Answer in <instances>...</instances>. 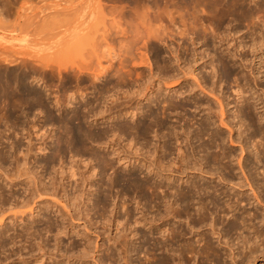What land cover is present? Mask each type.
<instances>
[{
    "label": "rangeland",
    "instance_id": "rangeland-1",
    "mask_svg": "<svg viewBox=\"0 0 264 264\" xmlns=\"http://www.w3.org/2000/svg\"><path fill=\"white\" fill-rule=\"evenodd\" d=\"M10 1H12V3H10ZM20 1L21 0H14V2L13 0H0V7H2L1 5L6 4L3 7L12 6L16 8V6L19 7V4H21ZM22 1L23 3L21 4V7H25L24 9H26V11H23L24 13H27V15L28 13L30 15H33L35 12L39 13V11L41 10L39 7H79L81 3L83 4V6L81 4L80 7H99L96 0V2L94 0ZM99 2V4H101L100 7L124 8V11L127 14L126 16H124L126 18L125 21L128 20L127 24L125 23V29L133 30L138 26L140 27L139 29L144 32L147 27H157L155 33L161 36V40L159 38L156 39L151 36L152 38H146L147 42L145 46L143 45L144 40L138 41L137 45L139 47L137 45V48L134 46L135 50L133 52V56L136 57L134 58L135 62L139 61L140 58L138 56H140L142 52L143 55H141L144 59H147L148 63L146 61L145 63L139 65V63L136 64L134 62L136 64L135 66H132L128 61L124 63L126 65V70L131 65L132 67H135L134 70H138L137 72H139L144 77L142 85L140 83L139 88L138 85L130 86L128 84H125L124 82H118V85V83L116 84L115 81L116 76L114 77L112 76L113 74H111L113 72L116 73V71L114 70L117 68V66L118 68H120L119 59L127 56L123 52V47L129 40V35L132 36L133 34H126L128 38L125 35L120 34V37L118 36L119 38H121L122 36L126 38V40L122 38L124 40L123 43V40H120V42L116 35L114 41H111L113 44L111 42H109L108 44V40H103L102 37H100V32H102L103 28L105 27L103 26L102 28V24L98 25L99 35L97 34V32L96 34L91 33L93 35V38L88 37V39H83V41L87 40L86 43L88 42L89 44L87 43L86 45L85 42L84 44H81L83 42L80 39H71V42H66L68 47H70L69 49H67L69 52H66L65 50L64 52H66L67 54L63 56V54L61 55L63 51L60 53V49L57 53H59L58 55H60V57L62 56L61 61L63 62L64 59V62L66 63L65 65H68L69 63V65L67 66L68 68L71 67L70 64L73 62H76L77 65H79L78 63H80L81 61L83 62V59L90 60L91 58L94 62L97 56H100L102 58H100L101 63L103 64V66H106L108 61H105L107 60L106 57H102V54L105 52L101 54L100 52L101 50L105 51V43H107L105 44L107 47H109V45L110 47L112 46L114 54H117L116 56L119 55L120 57L119 58L115 56V59L113 60L114 66L110 67V69L108 68V72H110L109 74H111L109 75V78L112 79V83L114 84L112 90L110 89L104 96H99V93L96 94L97 90H95V93H91L92 91L94 92V90L92 89L93 87H90L91 84L89 83V81H85L84 84H80L79 87L77 86V88L76 85H74L75 81H72L74 80V77H72L73 74L70 76V79H72L69 84L70 87L68 85L66 86L68 87V90H64L60 80L55 79L58 78V76L54 78L55 81H53V87L49 85L50 81L46 80V78H43L41 73V75L38 73L39 71L36 73L37 78L32 82L29 81V85H38V87L40 86L44 90H47V92L46 90L45 92L48 101L52 103H50V107L54 115H56L55 117H57L60 112L65 110L67 111L68 115H70L71 109L73 107L78 105L82 106L87 99H92L90 98V96L93 97V95L99 97V99L94 103L96 110L106 109V107L109 105L113 106L112 103L115 102L116 104H119L118 110H114L113 113L109 115H89L84 119L76 120V118H73L71 121L72 126L75 125L73 126L74 129H77V127L79 126L82 128L80 136L88 145L95 148V150L98 151L100 155L107 153L105 155L109 160V164L108 166L104 164L106 167L103 166V163L96 156H94L93 154L91 156V154L83 148L82 150L73 148L70 150V152L67 150L65 145H62L63 148H61L63 149V152L57 153L58 151L56 150V152L55 149H57L56 147L58 145V138L62 135L66 136V133L63 132L64 130L61 124L53 122L56 123L53 125L51 121L49 122L46 114L42 113V109L38 108V110L40 109V113L37 109H34L32 111V113L34 112V114L27 113V116L23 113L21 114V116H24L21 117L19 115V120L23 118L26 119L16 122L14 118L6 117L5 108L3 106V108L0 106V150L5 153H7L8 150L10 153H7L9 156H7L8 159L7 157L5 158V161L2 158V160L0 159V169L3 171L2 172L0 170V196L2 197V199L0 197V200L2 201L3 197L7 196L6 202L2 201L3 204H1L0 201V210L2 209L0 211V264H96L97 261L100 262L99 264H125L123 259V246L121 247V244L118 242L119 239L123 237V234L127 235L124 236V238L129 242V247L134 245L137 248V251L134 250L131 252L132 259L130 258L128 263L147 264L150 255L146 254V250L148 249V246L151 245L150 243L153 242L152 240L159 237V234L158 232H156L155 228L151 229L149 228V225L143 224V221L140 220V214L145 213L147 218H157L156 216H158L159 213L162 212L163 208L161 207L163 206H159L158 209H155L156 206L154 207L152 205L154 204V202L152 201V196H150L147 189L144 188L142 189V192H139L140 190L138 188L134 189L133 185H131L132 183L129 181V178H135L136 180H138V182L140 181L139 183H143L145 181L146 174L152 177V181H160L161 183H164L166 181H173L174 184H178L180 187H187L189 186L191 180H196L200 183H205L208 185H217V187H222L224 188V190H226V192L230 193L237 189V191L239 192V197L242 196L240 198H244V201L239 204V209L238 207L236 208V210L238 209L237 211L235 210L232 212H228L229 214L227 213V215L225 214L226 212H221V214L216 215L215 228L211 227L214 222L213 215L208 217L209 219L206 224L203 223L195 227L194 229H190L188 227V224L191 223V221L188 220L189 218L185 217V215H181L182 217L180 218H174L173 221L176 220L175 225L181 224L182 227L186 228L187 234L185 235V237L187 236V238H191L194 240L198 237V234L205 233L204 235H206L210 239L212 245L219 250L220 254H222L221 262H225H223L222 264H264V250H261L262 247L258 250L256 249L251 255L247 251L246 259H241V257L238 256L235 257L236 255L233 257L231 253L229 245H231L232 242L235 243L237 241L236 237L241 236L242 234L243 236L246 235L248 237L250 234V229L241 227V229L238 231L232 230L227 235V237L222 235L223 230H221L222 233L219 230L222 229L221 227L226 229L228 224L232 222L231 213L236 212V215H246L247 211L253 212L254 210L257 213V220L255 219L254 222L258 224L257 226L264 229V196L261 197V193L257 191L260 197L259 199L263 203H261L259 199L255 200V198L253 197V191L250 189V187L247 186V182L244 179L248 170H250L252 177H254V169H256L259 181H262L261 174L259 173H261V169H264V146L259 144L260 142H264V120L259 119L260 114L264 112V62L259 63L258 59V55L262 54V57L264 56V1L139 0L138 2L134 0H99ZM259 3L263 4L260 5V7H255ZM28 7H30L31 9ZM213 7H217L216 9L218 11L213 9ZM155 12H159V14L161 13L160 15L162 16L160 17V19L159 17L155 18ZM1 15L0 23L3 22V24L7 25L12 23L14 25L17 24V21L15 20L16 17H14L15 13L13 16L4 13H2ZM128 16H130L129 19ZM113 17L116 16H106V18L109 20L106 21V27L108 26L109 28V22L110 20L112 21ZM146 17L148 20L146 19ZM4 18H7V20L5 21ZM141 18L143 19V21L145 19L146 20L143 22L141 21ZM28 19H26L27 23ZM29 20H31V18ZM19 21L22 22L23 18H21ZM125 21L123 19L121 22V24H123L122 28L124 26L123 22ZM142 22L144 25L142 24ZM148 23L150 26L148 25ZM133 26L135 28H133ZM142 27L146 28L143 29ZM24 29L22 28L17 30L18 32H23ZM59 29L60 28H57V30ZM111 29V32L115 30L112 27ZM57 30L55 28L54 30H51V32L56 33ZM47 31L43 29L35 31L31 27V29H27V32L30 33V35L25 31L21 34H18L17 31L15 34H12L7 29L0 30V34L3 35V39L0 41V46L3 47L0 48H5L3 50L0 49V52L8 55V57L9 55L13 56L14 53L17 57H19L21 56L20 52H23L24 49L30 50H26L28 52H32V54L30 53V55H33L35 53L37 56V53L38 55L39 53H41V57L50 50V53L53 54L52 48L50 47V45L52 46L53 44L50 43H53V41L57 42V39L58 41H60L62 38H64V40H67V37L64 36L61 38H56L54 35L55 38L51 36L53 39L52 40L51 38H49L51 33L50 35H48V32L50 30L48 32ZM35 32L39 33H36V35H38L39 37L32 36L35 35ZM163 37H165V39ZM116 38L118 42L115 40ZM162 40H165V42H163ZM63 41H60L61 43L58 42L57 46H54L58 47L61 44L64 45L65 41ZM94 42L96 44H94ZM100 42L102 43V46L100 45ZM119 42L120 44L122 43L121 46L118 45ZM9 44L15 47L8 48L10 46ZM4 45H7L8 47H5ZM152 46H156V48L159 50L160 58H158V60H155L154 58ZM37 47L40 50H38ZM170 48L174 50L172 51ZM186 48H189V50H191L187 51ZM193 48H196V54L192 56L191 54ZM54 50H56V48H54ZM116 50H119V52ZM57 53L55 51L56 57H59L57 56ZM94 53L98 55H93ZM211 54L214 55V58L220 55L223 58L225 64L217 62V65L213 70H211L208 58L209 56H211ZM46 56L47 55H45L44 58H46ZM184 59L186 61H189L191 59V61H189V63L187 64L185 63L186 61L184 62ZM7 61V59L5 61V59L0 57V73H5L6 71L8 72L9 69L15 67L14 65H17L20 60H17L16 62L13 61L14 64L10 61H8L9 63H7ZM166 61L169 62L170 65V69L167 68L168 70L163 67ZM74 63L72 66H74ZM227 63L228 66L231 65L232 70L234 69L233 73H227L225 71L228 67L226 65ZM182 69H185L186 71L189 70V72L191 71V69H193L192 73L195 75L196 79L193 78V75L191 73H187L186 75H184ZM121 71L124 72V68H121ZM202 74L205 75V82L204 79H202ZM102 77L103 78L100 77L98 80H95L96 85L99 87L101 86V83L103 84V82H106L105 76ZM158 77H161L160 79L163 80L168 79L167 83L168 81L169 83L170 81L172 83L173 79L176 81H181L179 85L175 86V89L182 86V90L186 89L184 94H190L193 97L202 99L204 101L203 104L199 105V107H196L191 103L188 104L189 102L187 103L186 101V107L184 111L178 110L180 112L177 117L173 115L169 116L168 113L161 115V113L159 112V119L161 120L163 118L164 126L166 127L162 128L161 130L158 127L154 126L152 130H150V132H147L145 134V138H143V140L140 139L142 138V136H137L134 133L135 130L133 129H130L131 131L128 129V132L126 131L124 133V131H121L118 128L119 124L133 125L134 123H136V121L138 122L139 118L149 122L147 117H143L145 115L143 114V110L145 111V109H147L144 105L149 104L154 108L156 107L153 101L150 103V101L146 98L141 99L139 101L138 107H140L139 109H142V111L139 114H136V111L134 110L135 108H125L128 105L126 103L127 98L124 97L126 96V92L129 90L132 91L135 89H142L143 85H146L151 81L148 86L150 91L153 90L154 92L156 89L157 92L167 94L168 90L165 89L164 84L161 83V80H159ZM184 78H186V80H183ZM253 78L255 80H253ZM58 84L61 86H59ZM71 84H73L74 87ZM87 84L90 86L88 87ZM150 86H152V89ZM237 87H239L242 91L241 94L244 95V100L243 97L240 99L238 98L236 92ZM61 89L65 92H61ZM57 90H59L60 92H58ZM188 90L191 91L189 92ZM150 91H148L150 96L147 93L146 97L148 96L154 98L155 92L152 95ZM75 92L76 94H74ZM170 92H172V90H170L169 93ZM61 93L62 95H66L67 93L70 94L61 97ZM70 95H73L72 99ZM75 95L76 99L74 98ZM133 95L134 96L131 100V103L132 107H135L138 102V94L135 95L134 93ZM215 96L217 97V99ZM87 97H89L90 99ZM58 98L60 99V105L58 103H56L57 105L53 103L56 102ZM63 99L65 102H63ZM69 100H71L72 103L68 107V103L70 104ZM124 102L126 105L124 104ZM246 106L249 107L248 110ZM1 108L3 110H1ZM119 108H121V110H119ZM220 109H222L223 113L220 112ZM240 109L241 111H239ZM237 111H239L238 115L236 113ZM3 113L5 114V116L3 115ZM141 114L143 116H141ZM182 114L183 116H181ZM181 117H188V120L187 118L183 119ZM91 118L93 120H90ZM203 118H207L209 124L208 126H206V133L203 134V138L198 139V137H195V132L198 128L200 120ZM254 129L256 131L255 137ZM160 131L171 133V142L169 145V150L167 151L164 150V137L161 136ZM86 132L93 133V137L96 136L95 138H98H94L95 141L94 139H88L86 136ZM102 133L104 134L102 135ZM209 134L211 135V137H208ZM99 136L102 139L99 138ZM201 142H207L208 144L212 143L211 146L209 144L210 147L207 149L208 153H206L207 151H200L202 148L199 147V143ZM254 142L259 146L257 145L255 147L253 145ZM11 145L15 148H13ZM258 147L260 148L258 149ZM253 148H257L260 154L255 155L254 151H252L254 150ZM14 150L15 152H17L15 153ZM224 151L226 152V154ZM25 152H27L28 154ZM220 152L223 153L221 154V156H224L225 154V159L221 158V160L212 161V154L218 153L220 156ZM205 154H208V157L206 156V161L209 163L204 162L205 159L202 158V156ZM123 157H129L130 159L129 161H127V159L125 160L123 159ZM180 157L186 158L182 160V158ZM143 158L147 159V162L144 161ZM24 160L25 162H23ZM149 160L155 165L153 166V168L149 166ZM3 161L5 163H2ZM17 161L18 164L20 163L19 165L16 164ZM156 164H160L161 166L158 165L157 167ZM150 168L153 170H150ZM156 169H158V171H161L162 174L155 172L157 171ZM114 170H116V176L118 180L116 181V183H111V180L109 178L114 175ZM224 171L229 172L231 174V177L225 176ZM71 172L73 173V175H71ZM165 175L168 177V179H165ZM8 176L11 177V181H8L9 178H5ZM41 182L45 184L47 190L50 188V190H48L49 192L46 190V194L43 193L41 195H36L35 192L32 193V189L34 188V186H41ZM89 182L91 184V191L88 196L90 197V200L87 201L86 196H82L75 201L78 205L76 206L77 208L75 210L71 209L72 205L70 201L67 200V197L74 195L79 189L87 191ZM145 189L146 191H144ZM2 192L4 193V196L1 195L3 194ZM209 193H211V189ZM221 196L223 197V195ZM231 196L232 195H230V197ZM97 197L100 198V201L103 200L105 205H102L103 202H100L101 204L96 205L95 200L97 199ZM24 198L25 200H23ZM84 198L85 203L83 204ZM225 198L227 197H224L222 199ZM169 199L171 201L172 197L170 198L169 196ZM232 199H234V197ZM248 200L250 201V203H247ZM123 206L124 208L126 207V209L128 208V210L130 211L128 212L129 215L125 214L124 209L121 208ZM174 206L179 207L176 203L174 204ZM211 206L212 205L209 204V207ZM36 207H41L40 210L37 211L38 214L35 215L34 218L28 216L31 210H36ZM192 208L190 210L191 212H193ZM86 211L88 213V216H85L84 214ZM113 216L114 218H117L118 224H112V222L108 223V220ZM32 219L34 220L32 221ZM27 222H31V224L30 226L28 225L30 227V230L28 229L26 230V232L23 227H25L24 225H26L25 223ZM150 230L152 231L150 232ZM147 234L148 238L150 237V240H148L149 242L144 244V242H146L145 238H147L145 237V235L147 236ZM107 237L111 238L110 241L107 240ZM87 239H89L90 241V247L92 248V251L89 248L87 249L86 247ZM228 239L230 241L229 243H226ZM201 244L202 243L200 242V245ZM109 245L111 247L110 250L113 252V255L110 257L107 256V251L105 249ZM97 246L99 250L94 252V250L97 249ZM244 247L245 245L243 246V248L240 247V250H248L247 247ZM175 257L177 256H173L174 264H178V260ZM93 259L97 261L95 262ZM195 263L212 264L208 260L206 261V259H203L200 255H197L196 257H193L189 261H186V263L182 264Z\"/></svg>",
    "mask_w": 264,
    "mask_h": 264
},
{
    "label": "bare ground",
    "instance_id": "bare-ground-1",
    "mask_svg": "<svg viewBox=\"0 0 264 264\" xmlns=\"http://www.w3.org/2000/svg\"><path fill=\"white\" fill-rule=\"evenodd\" d=\"M62 1H64V0H62ZM71 1V0H70ZM89 1V0H88ZM91 1V0H90ZM95 1V0H94ZM98 3V5H99V7H80L81 6V4H80V6L79 7H39L41 10L39 11V13L38 12H35L33 15H30L29 13H28V15H27V13H24V11L23 10H25L26 11V9H24L25 7H21V4L23 3V1L21 0L20 2H21V4H19V7L18 6H16V8L15 7H3V6H5L4 4L3 5H1L2 7H0V15L2 14V13H4V14H10V15H14V13H15V16L14 17H16L15 18V20L17 21V24L16 25H14L13 23L12 24H3V22L2 23H0V30H3V29H7V30H9V32L10 33H12V34H15L16 33V31L18 32V30L17 29H24L23 30V32L25 31V32H27V29H31V27L33 28V30H35V31H39L40 29L42 30H45V31H47L48 33V35H50V33H51V35H50V37L49 38H51L52 39V37L51 36H53L54 37V35H55V37L56 38H61V37H67V40L65 41L64 40V38H62L60 41H63L64 42V45H60V46H58V47H56L57 46V43L58 42H60V41H58V39H57V42H54L53 41V43H50V44H53L52 46L50 45V47L52 48V53L53 54H51L50 52H51V50L50 51H47V53L46 54H44L42 57L40 56V54L41 53H39V55H38V53H37V56H36V54L34 55H30V53L32 54V52H28V51H30V50H28V49H24V51L23 52H28V53H23V52H20L21 53V56H19V57H17L16 56V54L14 53V55L13 56H11V55H9V57H8V55H6V54H4V53H1V55H0V57H2L3 59H5V61H6V59L8 60V61H10V62H13V61H19L18 63H17V65L15 64L14 66L15 67H12L11 69H9V71L7 72H5V73H0V106L2 107H4L5 108V114H6V117H11V118H14V120L16 121V122H19L20 120H23V119H26V118H23V119H20L19 120V115L21 116V114H25L26 116H27V113H32V111L34 110V109H37L38 110V108H40V109H42L43 111H42V113H45L46 114V116H47V118H48V120H49V122L51 121V123H53V122H57V123H59V124H61V126L63 127V132H65L66 133V136H65V138H64V136L62 135L61 137H57L58 138V142H57V149H55V151L57 152V153H59V152H63L62 150V145H65V147L67 148V150L68 151H70L71 149H73V148H78V150L79 149H81L82 150V148L83 149H85V150H87L88 151V153H90L91 154V156H92V154L94 155V156H96L102 163H103V166H105V165H107L108 166V159H107V156L105 155V154H107V153H105V154H99L98 153V151H96L95 150V148H93L92 146H90V145H88L86 142H85V140L84 139H82L81 138V136H80V132H82V128L79 126V127H77V129H74V127L73 126H75V125H73L72 126V119L73 118H76V120L77 119H84V118H86L87 116H93V115H95V116H97V115H100V116H104V115H109V114H111V113H113V111L114 110H118V106H119V104H116V102L115 103H112L113 104V106H107L106 107V109H99V110H96V107L94 106V103H95V101L96 100H98L99 99V97L98 96H94L93 95V97H91L90 96V98H92V99H90L89 97H87V98H89L90 100H86V102L82 105V106H75V107H73L72 109H71V112H70V115H68V113H67V111L65 112V111H62V112H60L59 113V115H57V117H55L56 115H54V113H53V111L51 110V107H50V103L51 102H49L48 101V98H47V95H46V92H47V90H46V92H45V90L43 89V88H41L40 86L38 87V85L36 86V85H29L30 84V82H32V81H34L37 77H36V73L38 72L39 74L41 73L42 74V77L43 78H46V80H48V81H50L49 82V85H51V86H53L54 85V83H53V81H55L54 80V78L56 77V76H58V78H55V79H59L60 80V82L62 83V87L64 88V90H68V87H66L67 85L70 87V82H71V80L72 79H70L71 77V75L73 74V76L72 77H74L73 79L74 80H72V81H75L74 82V85H76V87L78 86L79 87V85L80 84H84V82L85 81H89V83L91 84V86L90 85H88L87 84V86L89 87H93L92 89L94 90V92L92 91L91 93H95L96 91L95 90H97V93L96 94H98L99 93V96H104L105 94H106V92H108L110 89L112 90V88H113V86H114V84L112 83V79L111 78H109V75H111V74H113L112 76H116V78H115V81H116V84L119 82V83H125V84H128V85H130V86H132V85H138V88H139V86H140V83H141V85H142V82H143V76L139 73V72H137L136 71V69L134 70V68L135 67H132V66H135L136 64H138L139 63V65L140 64H142V63H145L146 61H147V59H144L143 58V54H142V52H141V54H140V56H138L140 59H139V61H137V62H135V59L134 58H136L135 56H133V52H134V46L137 48V44H138V41H141V40H144V42H143V45L145 46L146 45V42H147V39L149 38V37H154V38H159L160 40H161V36L159 35V34H156L155 33V30H157L156 28L157 27H155V28H153L152 26H150L149 25V23H148V25L150 26V28L149 27H142L143 29H145V31L143 32V31H141L139 28L140 27H134L133 26V28H135V29H133V30H127V29H125V23L127 24V22H128V20L127 21H125L126 20V18L124 17V16H126L127 14H126V12L124 11V8H122V7H100L101 6V4H99L100 2H99V0H96ZM95 1V2H96ZM129 1V0H128ZM133 1V0H132ZM134 1H138L139 2V0H134ZM158 1V0H157ZM174 1V0H173ZM264 0H262V2H263ZM13 2H14V0H13ZM66 2H68V1H66ZM65 2V3H66ZM87 2V1H86ZM171 2V1H170ZM238 2V1H237ZM10 3H12V1H10ZM19 3V2H18ZM177 3V2H176ZM264 3V2H263ZM262 3V4H263ZM8 4H9V1H8ZM54 4V3H53ZM96 4V3H95ZM262 4H258V5H256L255 7H260V5H262ZM11 5V4H10ZM88 5V4H87ZM229 5V4H228ZM23 6V5H22ZM25 6V5H24ZM82 6H83V4H82ZM210 6V5H209ZM18 7V8H17ZM263 7V6H262ZM28 8H30V7H28ZM130 8V7H129ZM137 8V7H136ZM217 8V7H216ZM216 8H214L213 7V9H215V10H217ZM31 9V8H30ZM34 10V9H33ZM32 10V11H33ZM156 10V9H155ZM259 10H261V9H259ZM23 11V12H22ZM31 11V10H30ZM30 11H28V12H30ZM158 11H159V9H158ZM218 11V10H217ZM14 12V13H13ZM34 12V11H33ZM224 12V11H223ZM146 13V12H145ZM164 13V12H163ZM41 14V15H40ZM155 15V18L157 17H159V19H160V17L162 16V15H160L159 14V12L157 13V12H155L154 13ZM116 16V17H113L112 18V21L110 20V22H109V28H108V26L106 27V21H109L107 18H106V16ZM218 15H220V14H218ZM1 16H3V15H1ZM32 16V17H31ZM31 18V20H29L30 18ZM129 17L130 16H128V19H129ZM13 18V17H12ZM21 18H23V21L21 22V21H19ZM29 18V19H28ZM143 18V17H142ZM141 18V19H142ZM150 18V17H149ZM5 19V18H4ZM26 19H28V23L26 22ZM107 19V20H106ZM111 19V18H110ZM117 19V20H116ZM121 19V20H120ZM124 19V21L125 22H123L124 23V26H123V28H122V25L123 24H121V22H122V20ZM131 19V18H130ZM146 19H147V17H146ZM145 19V20H146ZM1 20H3V19H1ZM7 20V18L5 19V21ZM120 20V21H119ZM133 20V19H132ZM139 20V19H138ZM144 20V21H145ZM148 20V19H147ZM4 21V22H5ZM11 21V20H10ZM137 21V20H136ZM135 21V22H136ZM141 21H143V19L141 20ZM143 21V22H144ZM151 21V20H150ZM1 22V21H0ZM143 22H142V24H143ZM10 23V22H9ZM146 23V22H145ZM101 25L102 24V28H103V26H105L104 28H103V30H102V32H100V37H102V39L104 40V39H106V40H108L107 42H108V44H109V42H113L114 41V38L116 37V35H117V37L121 34V35H125L126 36V34H128V33H132L133 35L132 36H130L129 35V40L126 42V44L124 45V47H123V52L125 53V55H127L126 57H124V58H121V59H119L120 61H119V66H120V68H118V66H117V68L116 69H118V70H114V71H116V73L115 72H113V73H111V74H109L110 72H108L109 70H108V68L110 69V67H112V66H114V59H115V56L117 55H115L114 54V51H113V49H112V46L110 47V45H109V47H107L105 44H107V43H105L104 44V46H105V51L104 50H101V52H100V54L101 53H103V52H105V53H103L102 54V57H106V59L107 60H105V58H104V60L107 62L108 61V63H107V65L105 66H103V64L101 63V57L100 56H97L95 53L93 54V55H96L97 56V58L95 59V61L93 62L92 61V59L90 58V60H87V59H83L84 61L81 63H78L79 65H77V63L75 64L74 62V66H72L73 65V63H71L70 65H71V67H67L68 65H69V63H68V65H65L66 63L64 62V59H63V62L61 61L62 60V56L60 57V55H58L59 53H57V52H59V50H60V53L63 51H65L66 50V52H69L67 49H69L70 47H68V45H67V43H69V41L71 42V39H80L83 43H81V44H84V42H85V44L87 45V43H86V41L87 40H84L83 41V39H85V38H87L88 39V37L90 38H93V35L92 34H96V32H97V34L99 35V33H98V25ZM130 24V23H129ZM133 24V23H132ZM136 24V23H135ZM141 24V23H140ZM107 25H108V22H107ZM134 25V24H133ZM144 25V24H143ZM142 25V26H143ZM148 25H146V26H148ZM129 26V25H128ZM127 26V27H128ZM140 26V25H139ZM111 27L112 28H114L115 30L113 31V32H111L112 31V29H111ZM152 27V28H151ZM46 28V29H45ZM56 28V30H57V28H60L59 30H57V32L55 33V32H51V30H54ZM131 28V27H130ZM142 29V30H143ZM29 31H31V30H29ZM28 31V32H29ZM158 31H160V30H158ZM23 32H18V34L20 33H23ZM27 32V33H28ZM34 32V31H33ZM41 32H43V31H41ZM162 32H163V30H162ZM32 33V32H31ZM36 33H38V32H35L34 34L35 35H32V36H38V35H36ZM92 33V34H91ZM28 34H30V33H28ZM33 34V33H32ZM39 34V33H38ZM163 34H164V32H163ZM31 35V34H30ZM29 35V36H30ZM41 35V34H40ZM97 35V36H98ZM24 36H25V34H24ZM95 36V35H94ZM97 36H96V38H97ZM39 37V36H38ZM47 37V38H48ZM54 37V38H55ZM70 39H69V38ZM120 37V36H119ZM118 37V40L120 41H122L123 39L122 38H124L123 36L121 37V38H119ZM127 37V36H126ZM151 37V38H152ZM48 38V39H49ZM128 38V37H127ZM145 38V39H144ZM147 38V39H146ZM164 39H165V37H163ZM3 39V35H1L0 34V41ZM53 40V39H52ZM56 40V39H55ZM90 40V39H89ZM110 40V41H109ZM117 42H118V40H117V38L115 39ZM124 40H126V38H124ZM124 40L122 41V43L124 42ZM27 41V40H26ZM50 41V40H49ZM120 41V42H121ZM163 41V40H162ZM67 42V43H66ZM77 42V41H76ZM80 42V41H79ZM111 42V43H112ZM116 42V43H117ZM120 42H119V46H121V44H120ZM163 42H165V40L163 41ZM27 43V42H26ZM55 43V44H54ZM61 43V42H60ZM110 43V44H111ZM194 43V42H193ZM49 44V43H48ZM89 44V43H88ZM94 44H96L95 42H94ZM98 44H99V41H98ZM102 43L100 42V45H101ZM113 44V43H112ZM149 44V43H148ZM1 45H3V44H1ZM10 45V44H9ZM54 45H56V46H54ZM85 45V46H86ZM137 45V46H136ZM205 45V44H204ZM203 45V46H204ZM5 47L7 46V45H4ZM47 46V45H46ZM65 47V48H63V47ZM84 46V47H85ZM102 46V45H101ZM149 46V45H148ZM0 47H3V46H0ZM8 47V46H7ZM11 47H15V46H9L8 48H11ZM19 47H22V46H19ZM48 47V46H47ZM49 47V48H50ZM66 47H68V48H66ZM139 47V46H138ZM38 48V47H37ZM48 48V49H49ZM50 48V49H51ZM54 48H56V50H54ZM93 48V47H92ZM0 49H2V48H0ZM3 49H5V48H3ZM2 49V50H3ZM47 49V48H46ZM64 49V50H63ZM87 49V48H86ZM100 49V48H99ZM106 49H107V51H106ZM117 49H119V48H117ZM171 50H172V48H170ZM195 49L196 48H193L192 49V56L193 55H195L196 53H195ZM208 49V48H207ZM26 50H28V51H26ZM38 50H40L39 48H38ZM54 50V51H53ZM152 50H153V52H154V58H155V60H158V58H160L159 57V50L156 48V46H152ZM174 50V49H173ZM172 50V51H173ZM186 50L187 51H190L189 50V48H186ZM1 51V50H0ZM7 51V50H6ZM22 51V50H21ZM32 51V50H31ZM55 51H56V53H57V56H59V57H56V54H55ZM95 51V50H94ZM116 51H118L119 52V50H116ZM34 52V51H33ZM61 53V55L63 54V56H65L67 53L66 52H64V53ZM121 52V51H120ZM139 52V51H138ZM10 53V52H9ZM19 53V54H20ZM42 53H44V52H42ZM51 55H50V54ZM85 53H87V52H85ZM4 54V55H3ZM55 54V55H54ZM99 54V55H100ZM119 54V53H118ZM122 54V53H121ZM213 54H215V53H213ZM213 54H211V56H209L208 58H209V65L211 66V70H213L214 69V67L217 65V62H221L222 64H225L224 63V60H223V58L219 55V56H217L216 58H214V55ZM45 55H47L46 56V58H44L45 57ZM52 55H53V57H52ZM124 55V54H123ZM48 56H49V58H48ZM108 56V57H107ZM133 56V57H132ZM14 57V58H13ZM54 57H56V58H54ZM116 57H119V55L118 56H116ZM258 59H259V63L260 62H264V56L262 57V54H260V55H258ZM88 58V57H87ZM101 58V59H100ZM120 58V57H119ZM189 58V57H188ZM89 59V58H88ZM186 59V58H185ZM184 59V62L186 61ZM80 60H82V59H80ZM86 60V61H85ZM117 60V59H116ZM137 60H138V58H137ZM165 60V59H164ZM193 60V59H192ZM7 61V63H9ZM129 62V63H131V65H130V67L126 70L125 68V64L124 63H126V62ZM189 61H191V59L189 60ZM189 61H186L185 63H189ZM136 64H135V63ZM196 62V61H195ZM207 62H208V60H207ZM64 63V64H63ZM147 63H148V61H147ZM158 63V62H157ZM6 64V63H5ZM12 64V63H11ZM13 64H14V62H13ZM12 64V65H13ZM7 65V64H6ZM11 65V66H12ZM148 65V64H147ZM227 66H228V63L226 64ZM226 65H224V66H226ZM163 67L165 68V69H167V68H169L170 69V65H169V62H165L164 63V65H163ZM189 67V66H188ZM121 68H124V72H122L121 71ZM137 68H139V67H137ZM186 68H187V66H186ZM226 68V67H225ZM120 69V70H119ZM201 69V68H200ZM168 70V69H167ZM234 70V69H233ZM233 70H232V68H231V65L230 66H228L227 68H226V72L227 73H233ZM113 71V70H112ZM136 71V72H135ZM144 71V70H143ZM182 71L184 72V75H186L187 73H191L192 75H193V78L194 79H196V77H195V75L192 73L193 72V69H191V71L189 72V70H185V69H182ZM224 71V72H225ZM253 71V70H252ZM108 72V73H107ZM115 73V74H114ZM150 73V72H149ZM40 74V75H41ZM106 74H108V75H106ZM162 75V74H161ZM183 75V76H184ZM102 76H105V78H106V82L104 83L103 82V84L101 83V86L99 87V86H97L96 85V83H95V80H98L100 77L101 78H103ZM205 75H203L202 74V79H204V82L206 81L205 80V77H204ZM210 76V75H209ZM257 76V75H256ZM114 77H112V78H114ZM172 77V76H171ZM191 77V76H190ZM159 78V80H161V83H163L164 84V86H165V89L166 90H168V93L167 94H164V93H161V92H157V90L155 89V96H154V98H151V97H146V95H147V93H148V91H150L149 90V83H151V81L150 82H148L146 85H143V87H142V89L140 88V89H135V90H132V91H127L126 92V96H124V97H126L127 98V100H126V103L128 104L127 105V107H125V108H135L134 110L136 111V114H139L141 111H142V109H139L140 107H138V105H139V101L141 100V99H144V98H146V99H148L149 101H150V103L153 101V103H154V105L156 106L155 108L153 107V106H150L149 104H146V105H144L145 106V108H147V109H145V111L143 110V114H145L144 116L141 114V116H143L144 118H148V120H149V122H147V121H144V119L142 120L141 118H139V120H138V122L136 121V123H134L133 125H127V124H119L118 126V128L121 130V131H124V133L127 131L128 132V129L130 130V129H133V130H135L134 131V133L137 135V136H142V138H140V139H142L143 140V138H145V134L147 133V132H150V130H152V128L155 126V127H158L159 129H161L162 130V128H165L166 126H164V121H163V118L160 120L159 119V112L161 113V115L163 114H166V113H168L169 114V116L170 115H173V116H178V114H179V112L180 111H178V110H183L184 111V109H185V107H186V101H187V103L188 104H192V105H194V106H196V107H199V105H202L203 104V100L202 99H200V98H196V97H193V96H191L190 94L187 96L186 94H184L185 93V91H186V89L185 90H182V86L180 87V88H177V89H175V86H177V85H179L180 83H181V81H176V80H174L173 79V81H172V83H171V81H170V83H169V81H168V83H167V80H163V79H160L161 77H158ZM172 79V78H171ZM210 79V78H209ZM43 80V79H42ZM102 80V79H101ZM158 80V79H157ZM183 80H186V78H184ZM253 80H255L254 78H253ZM30 81V82H29ZM103 81V80H102ZM114 81V80H113ZM114 81V82H115ZM198 81V80H197ZM57 82H59V81H57ZM53 83V84H52ZM76 83V84H75ZM87 83V82H86ZM111 83H112V87H111ZM119 83H118V85H119ZM60 84V83H59ZM58 84V85H59ZM198 84H199V82H198ZM72 86H73V84H71ZM152 85V84H151ZM241 85V84H240ZM42 86V85H41ZM59 86H61V85H59ZM110 86V87H109ZM199 86V85H198ZM54 87V86H53ZM74 87V86H73ZM75 87V88H76ZM77 87V88H78ZM117 87V86H116ZM151 87V89H152V86H150ZM60 88V87H59ZM115 88V87H114ZM202 88V87H201ZM207 88V87H206ZM69 89H71V88H69ZM130 89V88H129ZM191 89V88H190ZM62 90V89H61ZM148 90V91H147ZM170 90H172V92H170L169 93V91ZM58 92H60L59 90H57ZM120 91H121V89H120ZM135 91V92H134ZM189 91V90H188ZM191 91V90H190ZM189 91V92H190ZM61 92H65V91H61ZM66 92H68V91H66ZM154 92H153V90H151L150 91V93H152V95L154 94ZM157 92V93H156ZM236 92H237V95H238V98L240 99V98H242L244 95H242L241 93H242V91L240 90V88L239 87H237V89H236ZM249 92V91H248ZM56 93V92H55ZM135 93V95H137L138 96V102H137V104H136V106L135 107H132V103H131V100L133 99V94ZM245 93V92H244ZM68 94V93H67ZM66 94V95H67ZM70 94V93H69ZM68 94V95H69ZM72 94V93H71ZM74 94H76V92L74 93ZM149 94V93H148ZM184 94V95H183ZM57 95V94H56ZM65 94H63L62 95V93L60 94V96L61 97H63ZM65 95V96H66ZM111 95V94H110ZM59 96V95H58ZM71 96V95H70ZM149 96H150V94H149ZM61 97H60V99H61ZM81 97V96H80ZM153 97V96H152ZM213 97V96H212ZM216 97V96H215ZM68 98V97H67ZM73 98V95L71 96V99ZM75 99H76V95H75V97H74ZM101 98V97H100ZM60 99L58 98L57 100H56V102H53V103H58L59 105H60ZM79 99V98H78ZM205 99V98H204ZM216 99H217V97H216ZM219 99V98H218ZM50 100V99H49ZM55 100V99H54ZM53 100V101H54ZM183 100H185V101H183ZM243 100H244V97H243ZM243 100H241V101H243ZM70 101V104L68 103V107H69V105H71V100H69ZM77 101H79V100H77ZM85 101V100H84ZM100 101V100H99ZM112 101H115V100H112ZM125 101V100H124ZM219 101V100H218ZM245 101H246V99H245ZM63 102H65L64 101V99H63ZM67 102H68V100H67ZM66 102V103H67ZM74 103V102H73ZM111 103V102H110ZM247 103V102H246ZM52 104V103H51ZM65 104V103H64ZM120 104H121V102H120ZM124 104H125V102H124ZM123 104V105H124ZM57 105V104H56ZM58 105V106H59ZM73 105H75V104H73ZM126 105V104H125ZM124 105V106H125ZM208 105V104H207ZM52 106H54V105H52ZM57 106V107H58ZM161 106V107H160ZM221 106V105H220ZM2 107V108H3ZM247 107V106H246ZM255 107V106H254ZM1 108V110H3ZM53 108V107H52ZM64 108V107H63ZM65 108H66V105H65ZM114 108V109H113ZM122 108V107H121ZM121 108H119V110H121ZM124 108V107H123ZM256 108V107H255ZM39 109V110H40ZM58 109V108H57ZM144 109V108H143ZM161 109V110H160ZM245 109V108H244ZM249 109V107H247V110ZM38 110V111H39ZM160 110V111H159ZM221 111L220 112H222L223 113V111H222V109H220ZM21 111V112H20ZM239 111H241V109L239 110ZM239 111H237L236 113H237V115H238V112ZM2 112V111H1ZM36 112V111H35ZM39 113H40V111H39ZM221 113V114H222ZM5 114L3 113V115L5 116ZM32 114H34V112L32 113ZM134 114V113H133ZM264 112L263 113H261L260 114V116H259V119H263L264 120ZM125 115V114H124ZM223 115V114H222ZM22 116H24V115H22ZM21 116V117H22ZM29 116V115H28ZM34 116V115H33ZM119 116H120V113H119ZM119 116H117V117H119ZM168 116V115H167ZM181 116H183V114L181 115ZM235 116V115H234ZM165 117V116H164ZM30 118V117H29ZM89 118V117H88ZM181 118H183V117H181ZM184 118H187V120H188V117H184ZM183 118V119H184ZM8 119V118H7ZM137 119V118H136ZM165 119V118H164ZM86 120V119H85ZM84 120V121H85ZM90 120H93L92 118L90 119ZM186 120V119H185ZM80 121V120H79ZM220 121H223V120H220ZM24 122V121H23ZM91 123V122H90ZM221 123V122H220ZM4 124H6V123H4ZM23 124V123H22ZM54 124H56V123H53V125ZM208 124H209V122H208V120H207V118H203V119H201L200 120V122H199V124H198V128H197V130H196V132H195V137H198V139H202L203 138V134L204 133H206L205 132V129H206V126H208ZM61 128V127H60ZM14 129V128H13ZM117 130V129H116ZM169 130V129H168ZM92 131V130H91ZM113 131V130H112ZM131 131V130H130ZM188 131V130H187ZM85 132V131H84ZM161 132V131H160ZM214 132V131H213ZM87 133V132H86ZM104 133H102V135H103ZM170 132H161V136L162 137H164V150H169V145H170ZM255 134H256V131H255V129H254V137H255ZM95 135H97V134H95ZM218 135V134H217ZM87 138L88 139H94L95 137H93L94 135H93V133H87ZM137 136H136V138H137ZM216 136V135H215ZM0 137H1V135H0ZM63 137V138H62ZM103 137V136H102ZM133 137V136H132ZM138 137V138H139ZM166 137V138H165ZM208 137H211V135L209 134L208 135ZM98 138V137H97ZM97 138H95V139H97ZM99 138H101L100 136H99ZM213 138V137H212ZM95 139H94V141H95ZM102 139V138H101ZM214 139V138H213ZM15 141V140H14ZM96 141H98V140H96ZM262 141V140H261ZM101 142V141H100ZM39 143V142H38ZM42 143H44V142H42ZM12 144H19V143H12ZM210 144V143H209ZM209 144L207 143V142H201V143H199V147H201L202 149L200 150V151H207V149L211 146V144H210V146H209ZM260 145H262V146H264V142H260L259 143ZM146 145V144H145ZM255 147L258 145H256L255 144V142H254V144H253ZM12 146V145H11ZM259 146V145H258ZM13 147V146H12ZM11 147V148H12ZM42 147V146H41ZM62 147V148H61ZM213 147V146H212ZM261 147V146H260ZM260 147H258V149L260 148ZM13 148H15V147H13ZM43 148H46V147H43ZM42 148V149H43ZM145 148V147H144ZM198 148V147H197ZM38 149H39V147H38ZM143 149V148H142ZM221 149V148H220ZM254 149V148H253ZM258 149L257 148H255L254 150H252V151H254V154L256 155H258V154H260L259 152H258ZM5 150V149H4ZM15 150H17V149H15ZM15 150H14V152H15ZM19 150V149H18ZM45 150V149H44ZM261 150V149H260ZM20 151V150H19ZM219 151V150H218ZM17 152V151H16ZM15 152V153H16ZM22 152V151H21ZM20 152V153H21ZM31 152V151H30ZM71 152V151H70ZM78 152V151H77ZM77 152H74V153H77ZM108 152V151H107ZM194 152V151H193ZM223 152V151H222ZM222 152H220V156H219V154L218 153H216V154H212V158H213V160L212 161H214V160H221V158H224L225 159V154H226V152H225V154H224V156H221V154H223ZM261 152H263V151H261ZM7 153H9V151L7 150ZM7 153H5V152H3L2 150H0V155H1V157H0V159L2 158L4 161L6 160L5 158L7 157V156H9ZM25 153H27V152H25ZM104 153V152H103ZM204 153V152H203ZM206 153H208V151L206 152ZM252 153V152H251ZM10 154V153H9ZM24 154V153H23ZM28 154V153H27ZM135 154V153H134ZM146 154V153H145ZM25 155V154H24ZM60 155V154H59ZM62 155V154H61ZM136 155V154H135ZM138 155V154H137ZM253 155V154H252ZM262 155V154H261ZM154 156V155H153ZM182 156H186V155H182ZM208 157V154L206 155H203L202 156V158L203 159H205V161L204 162H207L206 161V159H207V157ZM95 157V158H96ZM126 157V156H125ZM125 157H123V159H127V161H129V157H127V158H125ZM210 157V156H209ZM259 157V156H258ZM9 158H11V157H9ZM137 158V157H136ZM180 158H182V157H180ZM186 157H183L182 158V160H184ZM211 158V159H212ZM257 158V157H256ZM255 158V159H256ZM1 159V160H2ZM7 159H8V157H7ZM24 159V158H23ZM23 159H21V160H23ZM25 159H26V157H25ZM144 159V158H143ZM142 159V160H143ZM15 160H16V158H15ZM14 160V161H15ZM147 159H144V161H146ZM181 160V161H182ZM2 162V163H5V162ZM19 161V160H18ZM18 161H17V163L16 164H18ZM139 161V160H138ZM20 162V161H19ZM23 162H25V160L23 161ZM147 162V161H146ZM155 162V161H154ZM257 162H258V160H257ZM20 163H22V162H20ZM19 163V164H20ZM101 163V164H102ZM157 163V162H156ZM207 163H209V162H207ZM214 163H216V162H214ZM18 164V165H19ZM23 164V163H22ZM105 164V165H104ZM148 164H149V166L151 167V168H153V166H155L154 164H153V162H151L150 160H149V162H148ZM183 164V163H182ZM201 164V163H200ZM17 165V166H18ZM24 165H25V163H24ZM146 165V164H145ZM157 165V167H158V165H160V164H156ZM172 165V164H171ZM180 165V164H179ZM209 165V164H208ZM226 165V164H225ZM224 165V166H225ZM111 166V165H110ZM161 166V165H160ZM256 166V165H255ZM106 167V166H105ZM156 167V168H157ZM227 167V166H226ZM225 167V168H226ZM149 168V167H148ZM150 168V170H153V169H151ZM163 168V167H162ZM224 168V167H223ZM209 169H210V167H209ZM1 170V169H0ZM148 170V169H147ZM157 171H155V172H157V173H161V171H158V169H156ZM162 170V169H161ZM167 170H168V168H167ZM2 171V170H1ZM170 171V170H169ZM211 171V170H210ZM3 172V171H2ZM163 172V171H162ZM225 172V171H224ZM223 172V173H224ZM113 176H111L109 179L111 180V183H116V181L118 180V178H117V176H116V170H114L113 171ZM162 174V173H161ZM181 174V173H180ZM259 174H261V180L262 181H259V178H258V176H257V172H256V169H254V177H252V174L250 173V170H248V172L246 173V175H245V177H244V179L246 180V182H247V186L248 187H250V189L253 191V197L255 198V200L256 199H259L260 197H259V194L257 193V191H259V193H261V197H263L264 196V169H261V173H259ZM71 175H73V173L71 172ZM145 175V174H144ZM159 175V174H158ZM224 175L225 176H227V177H231L230 175V173L229 172H225L224 173ZM35 176V175H34ZM161 176V175H160ZM166 176V175H165ZM162 177V176H161ZM223 177V176H222ZM5 178H9L8 179V181L10 180L11 181V177L10 176H8V177H5ZM37 178V177H36ZM144 178V177H143ZM151 176H149L148 174H146V176H145V181L142 183H139L138 182V180H136L135 178H129V181L132 183L131 185H133V187H134V189H139L138 191L139 192H142V189H144V188H146L147 189V191L149 192V194H150V196H152V201L154 202V204H152L154 207H155V209H158V207L160 206H163V207H161V208H163V210H162V212H160L159 213V215L158 216H156L157 218H147L146 217V214L145 213H143V214H140L141 215V221H143V224L144 225H149V228H155L156 229V232H158V234H159V237L157 238V239H155L154 238V240H152L153 242L152 243H150L151 245L150 246H148V249L146 250V254H149L150 255V258H148V263L147 264H174V258H173V256L175 255V256H177V257H175V258H177V260H178V264L180 263V264H182V263H186V261H189L191 258H193V257H196L197 255H200L203 259H206V261L208 260L209 262H211L212 264H222L224 261H222L221 262V255L222 254H220V252H219V250L218 249H216L213 245H212V243L210 242V239L206 236V235H204V234H198V237L196 238V239H191V238H187V236L185 237V235L187 234V231H186V228H184V227H182L181 226V224L180 225H175V222H176V220L175 221H173V219L174 218H177V217H182L181 215H185V217H187V218H189L188 220H190L191 221V223H189L188 224V227L190 228V229H194L195 227H197V226H199V225H201V224H203V223H207V221H208V217L209 216H211V215H213V219H214V222H213V224H212V226L211 227H213V228H215V220H216V218H215V216L216 215H219V214H221V212L222 213H225L226 215H227V213L228 212H232V211H235L236 210V208L239 206L240 207V203L242 202V201H244V198L242 199V198H240V197H242V196H240L239 197V192L237 191V189H235L232 193H230V192H226V190H224V188H222V187H217V185H208V184H205V183H200L199 181H196V180H191L190 181V184H189V186H187V187H180L178 184L176 185V184H174L173 183V181L172 182H170V181H166V182H164V183H161L160 181H152L151 180ZM52 179V178H51ZM165 179H168V177L166 176L165 177ZM190 179V178H189ZM227 179V178H226ZM13 180V179H12ZM188 181V180H187ZM229 181H230V179H229ZM189 182V181H188ZM12 183V182H11ZM87 183H88V181H87ZM41 186H34V188L32 189L33 191H32V193L33 192H35L36 193V195H41V194H43V193H45L46 194V186H45V184L43 183V182H41ZM52 184H53V182H52ZM12 185V184H11ZM109 185H111V184H109ZM1 188V187H0ZM53 188V187H52ZM82 189V188H81ZM146 189L144 190V191H146ZM210 189H211V193H209L210 192ZM48 190H50V188L48 189ZM47 190V191H48ZM103 190V189H102ZM90 191H91V184H90V182H89V186L87 187V191L85 190H77L76 191V193L74 194V195H72V196H68L67 198V200L68 201H70V203H71V205H72V208L71 209H73V210H75L77 207L76 206H78L77 205V203L75 202L77 199H79L80 197H85L86 196V200L87 201H89L90 200V197H88L89 196V193H90ZM232 191V190H231ZM49 192V191H48ZM47 192V193H48ZM53 192V191H52ZM51 192V193H52ZM98 192V191H97ZM3 193V192H2ZM2 196H4V193L3 194H1ZM33 195V194H32ZM31 195V196H32ZM98 195V194H97ZM109 195V194H108ZM221 195H223V197L221 196ZM230 195H232L231 197H230ZM169 196H170V198L172 197V200L170 201V199H169ZM1 197V196H0ZM7 197V196H6ZM5 196L3 197V202H6L7 201V198H6ZM123 197V196H122ZM224 197H227V198H225V199H222V198H224ZM234 197V199H232ZM150 198V197H149ZM248 198H249V196H248ZM1 199H2V197H1ZM27 199V198H26ZM222 199V200H221ZM23 200H25V198L23 199ZM124 200V199H123ZM151 200V199H150ZM149 200V201H150ZM250 200V199H249ZM247 201V203L249 202L250 203V201ZM260 200V199H259ZM264 200V199H263ZM1 201V200H0ZM2 201H1V204H3L2 203ZM26 201H28V200H26ZM23 202V201H22ZM25 202V201H24ZM100 202H103L102 203V205H105L104 204V201L102 200V201H100V198H98L97 197V199L95 200V204L96 205H98V204H101ZM260 202L261 203H263L261 200H260ZM259 202V203H260ZM26 203V202H25ZM85 203V198H84V200H83V204ZM178 204V206L179 207H177V206H174V204ZM79 204V203H78ZM124 204V203H123ZM122 204V205H123ZM150 204V203H149ZM209 204H211L212 206L211 207H209ZM264 204V203H263ZM69 205V204H68ZM125 205V204H124ZM151 205V206H152ZM74 206V207H73ZM150 206V207H151ZM152 206V207H153ZM192 206H193V208H192ZM195 206V207H194ZM239 207H238V209H239ZM33 208H35V207H33ZM40 208L41 207H36V210L34 209L32 212L30 211V213H29V215L28 216H30V217H32V218H34L35 217V215H37L38 213H37V211H39L40 210ZM45 208V207H44ZM68 208H70V207H68ZM67 208V209H68ZM121 208H123L124 209V212H125V214L127 215L128 214V212H130L129 210H128V208L126 209V207L124 208V206L123 207H121ZM191 208L193 209V212H191L190 210H191ZM80 209V208H79ZM160 209V208H159ZM237 209V210H238ZM2 210V209H1ZM0 210V211H1ZM84 210H85V207H84ZM236 210V211H237ZM70 211H72V210H70ZM155 211V210H154ZM82 212H83V210H82ZM141 212V211H140ZM157 212H158V210H157ZM103 213V212H102ZM156 213V212H155ZM85 214V216H88V213H87V211L84 213ZM116 214V213H115ZM225 214H223V215H225ZM229 214V213H228ZM241 214H242V212H241ZM129 215V214H128ZM231 216H232V222L231 223H229L228 224V226H227V228L225 229V228H223V227H221L222 229H219L220 230V232H221V230H223L222 232H223V236H226L227 237V235L233 230V231H238V230H240L241 229V227H245V228H247V229H250V234H251V236H250V234H249V236L247 237L246 235H244L243 236V234L241 235V236H238V237H236V239H237V241L234 243V242H232L231 243V245H229V247H230V250H231V253H232V255H233V257L235 256V257H241V259L243 258V259H246V257H247V251L250 253V255L257 249H259V248H261V250H264V229L263 228H261V227H259V226H257L258 224H256L255 222H254V220L257 218V213H256V211L254 210L253 212H249V211H247L246 212V215H236V212L235 213H231ZM230 216V217H231ZM151 217V216H150ZM154 217V216H153ZM219 217V216H218ZM221 217V216H220ZM225 217V216H224ZM212 218V217H211ZM109 219V218H108ZM143 219V220H142ZM34 219H32V221H33ZM257 220V219H256ZM31 221V222H32ZM136 221V220H135ZM263 221V220H262ZM31 222H27V223H25L26 225H24L25 227H23L24 229H25V231L26 230H28L30 227V224H31ZM48 222H49V220H48ZM112 222V224L113 223H115V224H118V221H117V218H114V216L113 217H111V219H109L108 220V223H111ZM138 222V221H137ZM264 222V221H263ZM48 224H50V223H48ZM227 224V223H226ZM29 225V226H28ZM186 227V226H185ZM32 228V227H31ZM148 229V228H147ZM154 229V230H155ZM30 230V229H29ZM152 230H150V232H151ZM27 232V231H26ZM221 232V233H222ZM126 233V232H125ZM146 233V232H145ZM195 233V232H194ZM242 233V232H241ZM151 234V233H150ZM239 234V233H238ZM247 234V235H248ZM118 235H121V234H118ZM144 235V234H143ZM124 236H127L126 234L124 235L123 234V237L121 238V239H119V243L121 244V247L123 246V251H124V255H123V259H124V263L125 264H129L128 263V261L130 260V258H131V252L132 251H134V250H136L137 248L133 245V246H130L129 247V245H128V241H127V239H125L124 238ZM150 236V235H149ZM86 237V236H85ZM84 237V238H85ZM109 237V236H108ZM107 237V240H109L110 241V239L111 238H108ZM145 237H147V238H145ZM145 239H146V242H144V244L145 243H147V242H149L148 240H150V237L148 238V234H147V236L145 235ZM114 238V237H113ZM115 238H117V237H115ZM127 238V237H126ZM153 238V237H152ZM251 239V240H250ZM115 240V239H114ZM87 241V249L89 248L90 250L92 249L91 247H90V241H89V239H87L86 240ZM229 239L226 241V243L228 242L229 243ZM249 241H251V242H249ZM200 242L202 243L201 245H200ZM247 243H248V245H247ZM110 244V243H109ZM245 245V247L244 248H246L247 247V249L248 250H245V251H242V250H240V247L241 248H243V246ZM95 247H96V245H95ZM120 247V246H119ZM110 245L108 246V247H106L105 249H106V251H107V256H112L113 255V252L110 250ZM95 249V248H94ZM93 249V250H94ZM97 250H99V248H98V246H97V249H95L94 250V252H96ZM110 250V251H109ZM92 251V250H91ZM109 251V252H108ZM137 251V250H136ZM150 252V253H149ZM105 253V252H104ZM248 253V254H249ZM95 254V253H94ZM243 256V257H242ZM95 257V256H94ZM148 257V256H147ZM108 258V257H107ZM112 258V257H111ZM223 258V257H222ZM132 259V258H131ZM36 260V259H35ZM95 262L97 261V260H95V259H93ZM223 260V259H222ZM37 261V260H36ZM132 261V260H131ZM100 262L99 261H97L96 262V264H99ZM225 263V262H224ZM141 264V263H140ZM144 264V263H143ZM196 264V263H195Z\"/></svg>",
    "mask_w": 264,
    "mask_h": 264
}]
</instances>
